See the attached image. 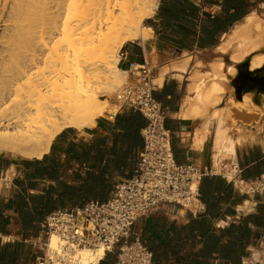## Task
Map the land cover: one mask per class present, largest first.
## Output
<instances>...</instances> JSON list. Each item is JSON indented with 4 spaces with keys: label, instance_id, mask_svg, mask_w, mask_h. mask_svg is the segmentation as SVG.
Masks as SVG:
<instances>
[{
    "label": "bare ground",
    "instance_id": "obj_1",
    "mask_svg": "<svg viewBox=\"0 0 264 264\" xmlns=\"http://www.w3.org/2000/svg\"><path fill=\"white\" fill-rule=\"evenodd\" d=\"M159 0H0V152L42 159L67 129L83 131L114 107L105 100L130 84L118 67L128 42L146 41L153 29L144 22L156 13ZM230 58L200 81L185 105L193 116L215 109L216 160L235 159L237 149L264 147V82L251 83L236 64L264 69V15L249 14L219 47ZM183 66L172 68L186 72ZM156 81L161 83L165 73ZM208 77L207 80L205 78ZM228 84V88L225 87ZM237 93L238 108L256 113L250 122L234 120L229 107L218 108ZM58 235L49 249L64 246ZM104 250H82V264H97Z\"/></svg>",
    "mask_w": 264,
    "mask_h": 264
},
{
    "label": "crops",
    "instance_id": "obj_2",
    "mask_svg": "<svg viewBox=\"0 0 264 264\" xmlns=\"http://www.w3.org/2000/svg\"><path fill=\"white\" fill-rule=\"evenodd\" d=\"M161 1L158 3L156 13L150 19L156 18ZM196 5L199 8V22L183 24V26L186 32H189L191 27L197 25L199 28L200 24L205 23L207 31L201 37L199 33L195 34L190 38L189 44L184 40L186 32L184 36L171 38L169 34L162 33V29L159 35L153 29L152 36L148 40L129 42L122 48L127 59L121 61V64L127 70L130 61L136 63L147 61L155 68L158 76L162 75L165 67L170 68L165 73L164 81L157 88L155 97L165 112L166 127L170 132L173 151L179 164L192 166L198 171L205 172L220 166L228 170L235 163L240 167L241 180L257 181L264 174V147L238 148L235 159L224 160L218 164L215 157L217 123L209 125L215 109H211L206 116H193L190 111H187L188 106L185 105L187 96L195 97L196 95L192 88L200 80L194 77L195 71L205 77L214 72V67L220 60L225 61L227 67L233 64L228 56L219 51V47L226 41L234 27L243 22L249 14L241 21L234 23L227 32L225 29L229 24V15L221 6L205 5L204 0H198ZM262 6H264V0H251L250 14ZM204 15L206 18L203 17ZM221 29L224 34L222 33L219 39ZM186 59H190L186 72L181 73V70L172 68L174 64L183 66ZM238 66L239 64H236L237 68ZM207 79L208 77L205 78ZM250 82L252 83L251 80ZM225 87L228 88V84H225ZM238 96L237 93L225 96L218 108L229 107L234 120L250 122L254 115L248 114L247 110L240 109L234 104L239 102ZM230 98L234 103L230 102ZM134 114L140 116L145 127L144 116L123 105L113 114L107 113L98 118L96 125L92 128L84 131L73 129L76 132V138L91 143V160L83 166L74 164L72 170L60 175L59 181L78 185L81 181L74 179L73 174L77 172L81 174V178H85L86 170L91 167L97 172H103L107 180L111 182L110 199L117 184L136 173L144 147L142 136L144 127L137 129L132 135L128 132L130 116ZM118 121H121L120 124ZM60 135L53 141L50 152L45 156L64 161L66 154L63 150L60 147L57 150L54 149V143ZM69 137L78 141L74 139L75 135L69 134ZM45 156L40 160H29L0 152V197L5 198L6 202L13 199L18 191L16 182L20 180L28 184V173H34L36 167L32 162L43 161ZM56 182L57 180H40L38 182L40 189L30 190V192L38 194L50 183ZM42 225L37 239L43 238ZM232 225L236 226V234L244 237L238 242L245 249L242 262L250 264L251 251L258 246L259 242L264 241V192L247 193L244 187L235 185L220 175H206L201 180L200 198L196 208L163 203L137 219L133 226V233H136V236H132L131 239L139 237L150 250L153 248L166 252V247L173 253L183 246L189 251H181L183 255L191 253L196 255L200 250H204L206 234L215 232L220 234L222 230ZM4 238L12 239L11 241L21 239L19 236L5 237L0 234V243L10 241H3ZM228 242V238L223 240L224 245ZM163 264H175V257H171L169 263L164 261ZM216 264H223V262L218 260Z\"/></svg>",
    "mask_w": 264,
    "mask_h": 264
},
{
    "label": "built area",
    "instance_id": "obj_3",
    "mask_svg": "<svg viewBox=\"0 0 264 264\" xmlns=\"http://www.w3.org/2000/svg\"><path fill=\"white\" fill-rule=\"evenodd\" d=\"M119 58L121 62L127 56L120 50ZM126 73L130 84L123 89L120 99L146 119L142 129L144 147L136 173L119 182L106 202L90 201L82 207L49 214L42 225L43 238L32 242L42 251L37 257L38 264H82L80 251L102 248L105 252L99 264L118 246L117 264H152L153 255L147 244L140 238L130 240L140 216L167 202L196 208L201 180L206 175H220L244 187L247 193L264 191V175L257 181L245 182L235 163L228 170L220 166L205 172L179 164L166 127L165 112L155 97L160 76L147 61H130ZM52 234L58 235L64 246L50 250L48 243Z\"/></svg>",
    "mask_w": 264,
    "mask_h": 264
},
{
    "label": "trees",
    "instance_id": "obj_4",
    "mask_svg": "<svg viewBox=\"0 0 264 264\" xmlns=\"http://www.w3.org/2000/svg\"><path fill=\"white\" fill-rule=\"evenodd\" d=\"M197 2L198 0H162L156 18L146 20V24L154 29L157 35L162 29V33L169 34L171 38L184 36L186 30L183 24L199 22ZM204 3L209 6L219 5L226 11L229 15V24L225 29L227 32L234 23L250 14L251 0H204ZM203 17L206 18V15ZM206 31L205 23L200 24L199 28L197 25L193 26L191 31L186 32L184 40L190 44L192 36L199 33L201 37ZM222 31L221 29L219 39L224 34ZM213 39L216 38L213 37ZM120 122L118 121V124ZM143 127L144 122L140 116L137 114L130 116L128 124L130 135ZM69 134L75 135L74 139H78L76 132L69 129L54 143V149L57 150L60 147L66 154L64 161L59 158H50V156H45L43 161H33L32 163L36 166L35 172L28 173V184L18 180L16 182L18 191L13 199L6 202L5 198L0 197V234L5 237L19 236L21 238L0 243V264H38L37 257L42 254V251L32 242L39 237L41 225L49 214L59 209L82 207L90 200L104 202L109 199L112 192L111 182L107 180L103 172H97L91 167L86 170L85 178H81V174L77 172L73 174L74 179L81 181L78 185L59 181L60 175L72 170L74 164L83 166L91 160V143L81 139L78 141L69 139ZM40 180H57V182L50 183L38 194H31L30 190L40 189L38 184ZM236 231V226L232 225L222 230L220 234L216 232L206 234L204 250H200L196 255L192 253L183 255L181 251L189 252L183 246L173 253L166 247V252L152 248L150 250L153 255L152 264H163L164 261L169 263L173 256L175 264H216L218 260H221L223 264H243L242 257L245 255V249L238 242L244 237L241 234L237 235ZM225 238L229 241L227 245L223 244ZM118 254L117 250L107 254L99 264H117Z\"/></svg>",
    "mask_w": 264,
    "mask_h": 264
},
{
    "label": "rangeland",
    "instance_id": "obj_5",
    "mask_svg": "<svg viewBox=\"0 0 264 264\" xmlns=\"http://www.w3.org/2000/svg\"><path fill=\"white\" fill-rule=\"evenodd\" d=\"M160 1V0H159ZM256 13L258 14V15H260V16H262V15H264V6H262V7H260L259 9H257V11H256ZM148 20V19H147ZM145 24H146V20H145V22H144ZM147 25V24H146ZM152 36V32H151V35H150V37ZM149 37V38H150ZM148 38V39H149ZM147 39V40H148ZM129 43V42H128ZM126 45V44H125ZM124 45V46H125ZM121 51H122V49H121ZM120 53V52H119ZM118 59H119V62H118V67L120 68V69H122L123 71H125L126 69H125V67H123L122 66V64H121V62H120V58L118 57ZM126 77L128 78V76L126 75ZM126 87V85L121 89V91H120V94L119 95H116V96H112V97H110V96H106L104 99L105 100H108V102L114 107V109H112V110H109L108 112H106L105 114H107V113H110V114H113L114 112H116L120 107H122L123 105H124V102L120 99V97H121V94H122V91H123V89ZM251 114H253V115H256V113H251ZM86 130V129H85ZM78 131V130H77ZM84 131V130H83ZM8 154H10V153H8ZM10 155H13V154H10ZM15 156V155H14ZM17 157H19V156H17ZM19 158H21V157H19ZM264 192V191H263ZM261 193V192H260ZM133 229H132V235H131V237H130V240H134V239H131L132 238V236H136V233H133ZM136 238H139V237H136ZM11 241L12 239H8V238H4V240L3 241ZM118 249H119V246L118 247H116L115 249H114V251H118ZM249 263L250 264H264V241L263 242H259V244H258V246L257 247H255L254 248V250H252L251 251V255H250V259H249Z\"/></svg>",
    "mask_w": 264,
    "mask_h": 264
},
{
    "label": "water",
    "instance_id": "obj_6",
    "mask_svg": "<svg viewBox=\"0 0 264 264\" xmlns=\"http://www.w3.org/2000/svg\"><path fill=\"white\" fill-rule=\"evenodd\" d=\"M238 70L242 75L246 76L254 84L259 83L260 81L264 82V69L251 71L249 63L245 62L239 64Z\"/></svg>",
    "mask_w": 264,
    "mask_h": 264
}]
</instances>
